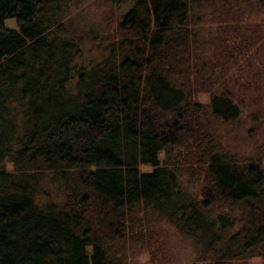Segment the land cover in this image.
<instances>
[{
    "label": "trees",
    "instance_id": "16d2710c",
    "mask_svg": "<svg viewBox=\"0 0 264 264\" xmlns=\"http://www.w3.org/2000/svg\"><path fill=\"white\" fill-rule=\"evenodd\" d=\"M60 2L0 0V264H126L127 240L154 259L165 246L150 214L190 236L203 261L188 264L264 256V163L220 146L208 121L239 106L196 61L198 18L231 0H132L106 53L77 65ZM192 161L199 196L179 177Z\"/></svg>",
    "mask_w": 264,
    "mask_h": 264
},
{
    "label": "rangeland",
    "instance_id": "374dc122",
    "mask_svg": "<svg viewBox=\"0 0 264 264\" xmlns=\"http://www.w3.org/2000/svg\"><path fill=\"white\" fill-rule=\"evenodd\" d=\"M131 4L132 0H61L60 19L66 25L65 32L74 37L79 44L76 65L97 61L106 53L107 45L116 32L115 28L122 14ZM231 4V8L226 12L216 8L212 13L208 10L198 18L199 24L202 25L200 42L195 49L198 54L196 61L201 64L203 61L214 64L212 65L214 69L210 71L213 87L226 95H231L239 106L235 117L226 120L213 118L208 123L211 129L215 130L217 141L222 148L230 149L240 157L261 158V162L264 163V148L261 147L264 143V10L256 11L242 1L231 0ZM224 18L228 22H233V19L237 18L240 22L237 25L240 26L239 29L222 27L220 23ZM5 22L14 23L12 17H8ZM251 27L256 30L253 37L249 33L252 31ZM217 36L226 38L222 40L226 45H230L228 47L232 51L231 55L228 52L220 53L223 43ZM243 38L247 40L246 44L242 42ZM194 75L191 73L190 83L195 82ZM194 95L202 102H206L209 108L212 99L209 89L199 90ZM159 155L163 159L166 157V151L161 149ZM171 155L172 161L178 162L177 148ZM192 162L195 165L192 167L195 172L185 170L186 172L179 177L183 186L199 196L204 168L203 166L198 168L195 161ZM7 166L12 168V161L7 160ZM140 167L150 169L152 164L141 163ZM40 197L44 199L47 194ZM232 212L237 214L238 209H233ZM138 216H143L141 220L145 219V213ZM149 218H152L149 220L152 227L159 231L164 242V250L153 259L147 247L140 246L136 241L127 240L124 245L126 264H188L195 260L199 263L203 261L197 259V251L190 236L181 234L165 219H154L152 214ZM238 225L236 221L231 230ZM138 227L139 225L135 224V228ZM233 264H264V256L256 254L234 259Z\"/></svg>",
    "mask_w": 264,
    "mask_h": 264
}]
</instances>
